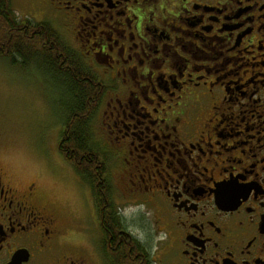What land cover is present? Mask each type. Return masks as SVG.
Listing matches in <instances>:
<instances>
[{
    "label": "flooded vegetation",
    "instance_id": "1",
    "mask_svg": "<svg viewBox=\"0 0 264 264\" xmlns=\"http://www.w3.org/2000/svg\"><path fill=\"white\" fill-rule=\"evenodd\" d=\"M20 4L91 93L55 130L66 196L0 156V264H264V0Z\"/></svg>",
    "mask_w": 264,
    "mask_h": 264
},
{
    "label": "rangeland",
    "instance_id": "2",
    "mask_svg": "<svg viewBox=\"0 0 264 264\" xmlns=\"http://www.w3.org/2000/svg\"><path fill=\"white\" fill-rule=\"evenodd\" d=\"M17 17L22 13L20 0H11ZM65 91L50 74L36 64L12 66L0 57V156L3 164L29 180L41 169L42 185L50 197L66 196L67 183L50 165L57 150L55 131L63 119Z\"/></svg>",
    "mask_w": 264,
    "mask_h": 264
},
{
    "label": "trees",
    "instance_id": "3",
    "mask_svg": "<svg viewBox=\"0 0 264 264\" xmlns=\"http://www.w3.org/2000/svg\"><path fill=\"white\" fill-rule=\"evenodd\" d=\"M36 27L41 33L33 36L32 29L35 27L25 30L12 8L11 0H0V57L6 58L12 66L26 67L31 63L36 64L64 89L66 102L63 104L62 114L67 117L84 115L88 109L86 100L91 93L90 89L81 87L76 77L70 73L63 74L58 71L59 61L53 57V49L46 47L44 34L47 33L52 41L57 37L52 34V28L48 24H39ZM78 123L80 124L76 125L74 132L70 131L68 134L67 142L73 144L76 150H87L89 138L83 131L85 119H80Z\"/></svg>",
    "mask_w": 264,
    "mask_h": 264
}]
</instances>
